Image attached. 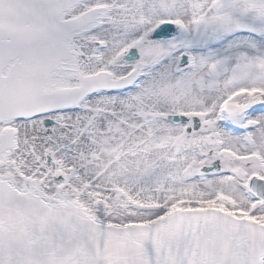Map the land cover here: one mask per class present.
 <instances>
[{
    "label": "snow or ice",
    "instance_id": "obj_1",
    "mask_svg": "<svg viewBox=\"0 0 264 264\" xmlns=\"http://www.w3.org/2000/svg\"><path fill=\"white\" fill-rule=\"evenodd\" d=\"M0 264H264V0H0Z\"/></svg>",
    "mask_w": 264,
    "mask_h": 264
}]
</instances>
